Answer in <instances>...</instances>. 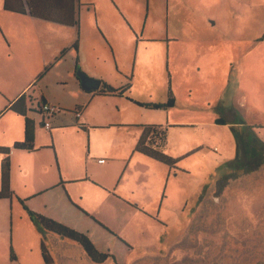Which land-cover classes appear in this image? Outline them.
<instances>
[{"label": "rangeland", "instance_id": "rangeland-1", "mask_svg": "<svg viewBox=\"0 0 264 264\" xmlns=\"http://www.w3.org/2000/svg\"><path fill=\"white\" fill-rule=\"evenodd\" d=\"M79 2L78 21L94 8L101 30L81 43L86 67L115 85L125 81L112 78L118 67H134V96L147 101L139 117L175 125L167 154L181 160L174 172L134 155L116 167L118 190L96 185L88 197L100 218L75 205L77 218L57 222L108 254L103 264H264V0ZM9 13L2 23L25 19ZM169 91L175 105L154 109ZM37 230L23 239H39L53 264H96L78 243ZM15 248L0 243V264L44 263H21Z\"/></svg>", "mask_w": 264, "mask_h": 264}, {"label": "crops", "instance_id": "crops-1", "mask_svg": "<svg viewBox=\"0 0 264 264\" xmlns=\"http://www.w3.org/2000/svg\"><path fill=\"white\" fill-rule=\"evenodd\" d=\"M4 1L0 0V12L8 13ZM94 11L90 8L84 21L80 16L77 27L35 19L27 13L8 14L11 21L24 16L22 21L5 24L0 20V148L9 149V182L14 193L11 199L0 200V243L8 246L10 241L13 249L25 253V257L18 255L21 263L42 256L39 239L30 247L23 239L40 234L24 206L54 221L64 222L74 215L75 205L100 218L99 209L88 200L92 193L99 195L96 185L108 193L116 191V167L134 155L150 159L136 152L144 126L155 124L139 117V107L147 101L134 96L135 68L118 67L121 69L112 78L124 77L125 81L115 80L112 85V79L106 80L101 72H92L85 65L86 50H81V43L101 34L95 28L100 21L93 22ZM33 58L37 64L28 67V59ZM78 70L116 89L125 87L131 78V88L121 97L99 95L82 87ZM22 96L31 98L32 106L43 100L60 109L51 117L48 130L43 115L30 111L26 103V117L34 127L31 151L15 148L25 141L26 118L11 107ZM165 122L159 125L168 127L169 140L175 125ZM5 158L0 154V190ZM23 244L28 250L20 249Z\"/></svg>", "mask_w": 264, "mask_h": 264}, {"label": "trees", "instance_id": "trees-1", "mask_svg": "<svg viewBox=\"0 0 264 264\" xmlns=\"http://www.w3.org/2000/svg\"><path fill=\"white\" fill-rule=\"evenodd\" d=\"M79 0H5L4 9L6 11L25 14L28 13L31 17L35 19H40L43 21H48L51 23H56L66 27H77L78 26V9L80 7ZM77 49V44L75 45ZM78 77L81 78L88 77L86 74L78 70ZM129 83L122 88L116 89L103 82H101L100 89L95 90L99 95H112L121 97L127 93L130 88ZM170 88V87H169ZM31 98H26L25 96L20 97L16 102L12 104V111L26 118L25 125V141L20 144H16V149H24L31 151L34 147V127L33 123L26 117L28 102L30 104ZM28 100V101H27ZM27 103V106H26ZM36 104V103H35ZM45 104L42 100L37 102V108L30 104L32 110L40 114L41 106ZM175 105V98L171 91H169V98L164 105H154L155 109H165L170 108ZM29 107V109H30ZM168 144V127L161 125H147L144 126L143 133L137 143L136 152L166 166L170 171H179L178 163L180 159L173 158L166 153V148ZM9 149L0 148V154L6 155L1 165V177H2V187L0 190V200L11 199L14 193L10 188V164L8 159ZM23 203V201H22ZM24 208L28 211L29 216L34 224L42 228L44 231H48L52 234L58 235L62 238L69 239L75 243H78L85 251L89 259L96 264H103L110 257L108 254L99 253L88 238L52 219L38 215L25 206ZM43 264H53V260L48 255L46 249L43 247ZM10 260L11 262H16L17 258L13 252L10 250Z\"/></svg>", "mask_w": 264, "mask_h": 264}, {"label": "built area", "instance_id": "built-area-1", "mask_svg": "<svg viewBox=\"0 0 264 264\" xmlns=\"http://www.w3.org/2000/svg\"><path fill=\"white\" fill-rule=\"evenodd\" d=\"M60 109L56 108L50 104H43L41 106V110L40 113L41 115H43L44 119H46L44 121V128L46 129H50L51 127V117L54 116L57 112H59ZM47 117V118H46ZM100 163H104V160L99 161Z\"/></svg>", "mask_w": 264, "mask_h": 264}, {"label": "water", "instance_id": "water-1", "mask_svg": "<svg viewBox=\"0 0 264 264\" xmlns=\"http://www.w3.org/2000/svg\"><path fill=\"white\" fill-rule=\"evenodd\" d=\"M82 87L88 91L98 90L101 87V82L89 77L81 78Z\"/></svg>", "mask_w": 264, "mask_h": 264}]
</instances>
